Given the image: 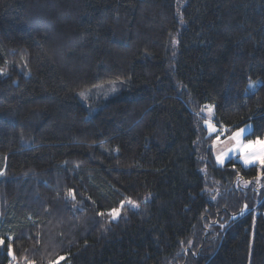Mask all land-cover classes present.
<instances>
[{
    "label": "trees",
    "instance_id": "1",
    "mask_svg": "<svg viewBox=\"0 0 264 264\" xmlns=\"http://www.w3.org/2000/svg\"><path fill=\"white\" fill-rule=\"evenodd\" d=\"M248 122L264 0H0V264H264L259 165L212 147Z\"/></svg>",
    "mask_w": 264,
    "mask_h": 264
},
{
    "label": "snow or ice",
    "instance_id": "2",
    "mask_svg": "<svg viewBox=\"0 0 264 264\" xmlns=\"http://www.w3.org/2000/svg\"><path fill=\"white\" fill-rule=\"evenodd\" d=\"M173 44L176 43L175 39L172 41ZM258 83V82H256ZM249 87H254V84L250 82ZM83 95V93H81ZM208 112L211 113L212 109L209 108ZM208 131L210 134H216L217 132H220L221 134L224 132H227L228 129L221 126L220 129H217L212 124H210L208 121L205 122ZM247 131L246 128H240L237 131L233 132L228 139L230 141H234V144L230 150H225L220 152L219 155L216 156V161L223 165L226 162V157L229 155V151H231V154L233 157L237 156V153L239 154V160L242 162L243 166L245 168L249 166H255L259 165L258 169V176H257V182L261 179V177H264V139H261L257 137L255 140H248L246 143L242 140L243 134ZM221 136L216 135V140L213 142L214 145L216 142L220 141ZM233 167L235 165L233 164ZM0 175H3L2 172H0ZM250 183V182H245ZM68 196H71L73 199L75 198V194L72 189L68 190L67 193ZM124 207H130V208H138L139 204L130 199L126 198L125 200L120 201V208H113L111 209L109 215L112 217L113 220H116L120 218L121 216V209ZM247 205H245L244 209L241 210L242 214L244 211L247 210ZM100 215H103V213H100ZM224 225H221V228H223ZM9 239H12V237H9ZM4 238L0 237V246L4 245ZM8 247V253L11 256L13 254V246L11 243L7 245ZM66 259V257H59L57 260L52 261L51 264H60L61 260Z\"/></svg>",
    "mask_w": 264,
    "mask_h": 264
},
{
    "label": "rangeland",
    "instance_id": "3",
    "mask_svg": "<svg viewBox=\"0 0 264 264\" xmlns=\"http://www.w3.org/2000/svg\"><path fill=\"white\" fill-rule=\"evenodd\" d=\"M256 82H258V81H254V82H252L253 84H254V87H249L248 86V88H249V90H253L254 88H255V86H256ZM108 86V85H107ZM107 86H105V87H103V86H99L98 88H95L93 91L96 93V94H101V92H104V91H106V93L107 92H109V93H112V92H114L115 90H116V86L115 85H109V88H107ZM209 108H211L212 109V112L211 113H209L208 112V109ZM203 114H204V116H205V118H206V120L209 122L210 121V117H211V114L213 113V106L211 105V104H206L204 107H203ZM240 128H246L247 129V131L243 134V136H242V140L246 143L248 140H255V139H247V138H245V135L247 134V133H249L251 130H252V128H253V125H252V123L251 122H248V123H246V124H244V125H242L241 127H239V128H237V129H235V130H233L232 132H231V134L229 135V136H226L225 138H221L220 140V146L222 145L223 147L222 148H224L223 150L225 151V150H230L231 148H232V146H233V144H234V141H230L229 139H228V137H230L231 135H232V133L233 132H235V131H237L238 129H240ZM261 139H264V137H262ZM217 155H219L218 153H217ZM229 158H233V156H232V154H231V151H229V155L226 157V161L229 159ZM236 158V160H238L241 164H242V162L239 160V154L237 153V156L235 157ZM215 161H216V158H215ZM216 164L217 165H221V164H219L217 161H216ZM243 165V164H242Z\"/></svg>",
    "mask_w": 264,
    "mask_h": 264
},
{
    "label": "crops",
    "instance_id": "4",
    "mask_svg": "<svg viewBox=\"0 0 264 264\" xmlns=\"http://www.w3.org/2000/svg\"><path fill=\"white\" fill-rule=\"evenodd\" d=\"M211 116H212V114H211ZM220 141H221V140H220ZM220 141L216 142L215 145H214V143L212 144V147H213V154L215 153V154H214V157H215V158H216V156H217V153L220 154V152L224 151V150H223L224 148H222L223 146H222V145L220 146V143H219ZM214 147H215V148H214Z\"/></svg>",
    "mask_w": 264,
    "mask_h": 264
},
{
    "label": "bare ground",
    "instance_id": "5",
    "mask_svg": "<svg viewBox=\"0 0 264 264\" xmlns=\"http://www.w3.org/2000/svg\"><path fill=\"white\" fill-rule=\"evenodd\" d=\"M212 123V122H211ZM237 129V128H236ZM215 148V147H214ZM215 154V153H214Z\"/></svg>",
    "mask_w": 264,
    "mask_h": 264
}]
</instances>
